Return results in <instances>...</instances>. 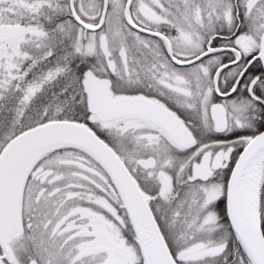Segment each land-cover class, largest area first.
I'll return each mask as SVG.
<instances>
[{
	"label": "snow or ice",
	"instance_id": "1",
	"mask_svg": "<svg viewBox=\"0 0 264 264\" xmlns=\"http://www.w3.org/2000/svg\"><path fill=\"white\" fill-rule=\"evenodd\" d=\"M0 264H264V0H0Z\"/></svg>",
	"mask_w": 264,
	"mask_h": 264
}]
</instances>
